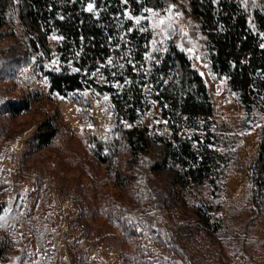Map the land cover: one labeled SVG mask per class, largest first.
<instances>
[{
  "label": "rangeland",
  "instance_id": "rangeland-1",
  "mask_svg": "<svg viewBox=\"0 0 264 264\" xmlns=\"http://www.w3.org/2000/svg\"><path fill=\"white\" fill-rule=\"evenodd\" d=\"M51 1L57 10L42 17L30 0H0V264H264V90L253 87L243 99L213 70L190 0H136L137 7L133 0L83 2L84 14L104 31L106 20L113 21L119 37L115 59L88 77L114 86L118 95L131 84L141 91L136 126L148 130L158 153L138 168L127 145L114 141L109 97L51 91V74L63 65L76 69L69 53L62 56L65 36L54 23L65 20L60 8L75 0ZM240 1L264 44L253 23L264 0ZM89 3L93 11L86 10ZM137 16L139 22L131 18ZM159 16L167 19L154 27ZM129 34L142 35L140 59ZM44 36L46 46L32 52L30 41ZM172 48L202 79L210 115L181 123L165 117L156 74ZM24 53L29 66L13 65ZM127 59L134 82L119 84L114 70ZM19 102L29 109L8 113L6 106ZM49 119L59 133L37 150L34 137ZM94 139L106 144L101 156ZM145 159L158 162L160 171L151 172ZM174 196L177 204L170 202Z\"/></svg>",
  "mask_w": 264,
  "mask_h": 264
},
{
  "label": "trees",
  "instance_id": "trees-1",
  "mask_svg": "<svg viewBox=\"0 0 264 264\" xmlns=\"http://www.w3.org/2000/svg\"><path fill=\"white\" fill-rule=\"evenodd\" d=\"M88 1L90 0L67 2L66 6L60 8L63 9L65 20H54L55 27L65 36V43L61 48L62 56L69 53L70 59L74 60V67L79 71L66 70L63 65L60 74L50 75L51 91L65 96L87 90L93 95L109 97L115 115L114 141L117 147L121 144L127 145L131 162L133 161V164L140 168L144 166L140 163L142 158L158 153L148 136V130L136 126L137 111L141 107V91L131 84L128 92L118 95L114 86L101 85L88 77L96 65L115 59L112 54L115 51L113 40L118 41L119 38L114 33L116 28L113 21L106 20L107 30L104 31L89 14L83 13L81 5ZM96 1L100 4L102 0ZM142 1L144 4H150L154 0ZM133 3L135 7L138 6L136 0H133ZM30 5L35 8L37 14L43 15L42 17L50 14V10L52 13L57 10V2L51 0H30ZM190 7L192 16L200 23L201 30L207 35L209 61L213 70L227 76L231 88L241 93L243 99H247L253 87L264 90V48L260 47V36L255 34L250 26V16L241 1L221 0L216 6L212 0H190ZM114 15L116 16L117 13ZM110 16L108 15L107 19ZM253 23L255 30L264 33V10H256L253 13ZM128 39L133 56L140 59L142 55L140 50L144 45L142 35L138 38L136 34H129ZM40 44L46 46V36L39 38L37 42L31 40L29 49L32 52L38 51ZM77 50H79L78 54ZM28 55L24 53L23 57L15 60L13 65L29 66L31 57L30 54ZM124 63L123 68L114 70L117 72L116 82L119 84L124 83L126 78L134 82L135 76L130 60L127 59ZM170 74L171 76L174 74L175 81L171 80L166 84ZM111 75L108 73V78ZM262 75L263 77L260 78ZM156 77L161 80L157 99L163 107L165 117L169 115L177 117L178 122L181 123L183 117L193 119L211 114L212 108L203 81L192 69L184 53L172 48L157 71ZM6 108L8 113L18 116L22 111L29 109V103H9ZM125 124L131 127H126ZM58 133V125L50 119L47 120L39 127L34 137L35 148L42 150L50 146ZM92 143L101 156L106 150V144L97 139ZM106 158L108 159L109 156ZM102 161L107 162L106 159ZM145 164L153 173H158L161 169L160 164L153 160L145 159ZM171 201L177 204L175 196L170 199Z\"/></svg>",
  "mask_w": 264,
  "mask_h": 264
},
{
  "label": "snow or ice",
  "instance_id": "snow-or-ice-1",
  "mask_svg": "<svg viewBox=\"0 0 264 264\" xmlns=\"http://www.w3.org/2000/svg\"><path fill=\"white\" fill-rule=\"evenodd\" d=\"M126 2V0H125ZM88 11H93V5L91 3L88 4L87 9ZM144 11L152 13L154 16L157 15L156 10L152 9V8H145ZM177 15H180V13H177ZM132 19L136 20L137 22H139V20L141 19V17H131ZM147 19H151V17H148ZM165 19H167L164 16H159V18L156 20V22L154 23V27H160L164 24ZM171 23V20L169 19V24ZM129 31H131V29H129ZM141 31H143V29H141ZM161 31H163V28L161 27ZM183 31V29H182ZM186 34V33H185ZM261 35H264V33H261ZM53 39H62V37H53ZM261 48H264V44L260 45ZM189 52L192 51V49H188ZM147 55V54H146ZM197 59H199V57H197ZM109 64H111V59H109ZM53 63H55V61H53ZM59 70V69H57ZM73 71H79V69H73ZM105 99L107 100L108 97L105 96ZM126 127H131V125L125 124Z\"/></svg>",
  "mask_w": 264,
  "mask_h": 264
}]
</instances>
